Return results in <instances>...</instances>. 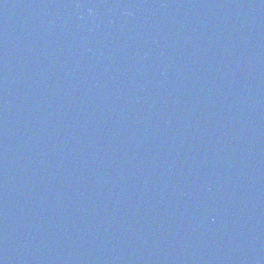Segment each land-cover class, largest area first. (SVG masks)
<instances>
[{
    "label": "water",
    "instance_id": "obj_1",
    "mask_svg": "<svg viewBox=\"0 0 264 264\" xmlns=\"http://www.w3.org/2000/svg\"><path fill=\"white\" fill-rule=\"evenodd\" d=\"M0 264H264V0H0Z\"/></svg>",
    "mask_w": 264,
    "mask_h": 264
}]
</instances>
